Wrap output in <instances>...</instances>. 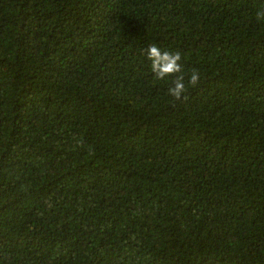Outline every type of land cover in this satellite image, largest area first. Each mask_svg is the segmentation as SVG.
I'll use <instances>...</instances> for the list:
<instances>
[{"label":"trees","instance_id":"1","mask_svg":"<svg viewBox=\"0 0 264 264\" xmlns=\"http://www.w3.org/2000/svg\"><path fill=\"white\" fill-rule=\"evenodd\" d=\"M0 264H264V0H0Z\"/></svg>","mask_w":264,"mask_h":264},{"label":"clouds","instance_id":"2","mask_svg":"<svg viewBox=\"0 0 264 264\" xmlns=\"http://www.w3.org/2000/svg\"><path fill=\"white\" fill-rule=\"evenodd\" d=\"M259 15V14H258ZM147 59L151 61L150 70L157 80H165L172 78L171 86L168 88L167 94L175 99H181L187 91V85L193 87L200 82V73L193 69L188 76L187 85L185 83V74L182 68L181 53L179 51L170 52L162 50L157 44L152 43L148 46Z\"/></svg>","mask_w":264,"mask_h":264}]
</instances>
